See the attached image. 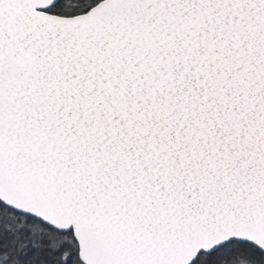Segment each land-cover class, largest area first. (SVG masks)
Here are the masks:
<instances>
[{
  "label": "snow or ice",
  "instance_id": "obj_1",
  "mask_svg": "<svg viewBox=\"0 0 264 264\" xmlns=\"http://www.w3.org/2000/svg\"><path fill=\"white\" fill-rule=\"evenodd\" d=\"M0 264H264V0H0Z\"/></svg>",
  "mask_w": 264,
  "mask_h": 264
}]
</instances>
